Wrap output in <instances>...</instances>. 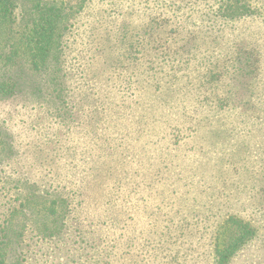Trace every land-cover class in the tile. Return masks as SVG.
<instances>
[{"label": "rangeland", "instance_id": "obj_1", "mask_svg": "<svg viewBox=\"0 0 264 264\" xmlns=\"http://www.w3.org/2000/svg\"><path fill=\"white\" fill-rule=\"evenodd\" d=\"M218 1L184 0L174 12L157 1L85 0L65 32L63 97L35 77L41 97L0 99L12 149L0 154V213L1 189L17 201L24 185L73 208L59 242L27 234L22 264H215L211 238L229 216L255 234L228 264H264V118L254 121L264 109V19L220 26ZM157 22L190 39L178 50L185 62ZM235 44L247 60L234 70ZM78 226L91 243L80 251Z\"/></svg>", "mask_w": 264, "mask_h": 264}, {"label": "trees", "instance_id": "obj_2", "mask_svg": "<svg viewBox=\"0 0 264 264\" xmlns=\"http://www.w3.org/2000/svg\"><path fill=\"white\" fill-rule=\"evenodd\" d=\"M142 1H157L175 12L180 9L177 4L184 0ZM84 4L85 0H0V99H11L26 92L39 98L42 96V85H46L45 90L50 92L49 97L53 100L63 97L59 72L63 66L61 54L68 43L65 32L70 22L76 21ZM211 15L212 22L220 26L248 18L264 19V0H255L254 4L251 0H220L217 8L213 7L211 10ZM156 24V32L162 30L171 36L176 48L174 54L177 55L173 56L180 58L179 63L185 62L187 56L183 53L179 55L178 50H183L190 39L178 38L182 28L169 29L168 23ZM163 41L162 38L154 41V48L161 49L165 45ZM234 46L235 53L229 62H232L235 70L239 65L245 67L247 46ZM133 59L137 60L136 57L130 60ZM225 66L226 63L223 67ZM35 77L45 78L43 84L40 80H33ZM212 79L213 76H209L204 80L202 88L205 93L209 91L207 86L211 84ZM257 112L254 109V113ZM261 113L263 115L256 116L254 121L264 118V109ZM249 126L250 124H243L244 129ZM7 144L8 140H5L0 127V154L12 151ZM1 190L4 211L0 213V264H22L27 234L31 240L37 239L35 243L41 244L46 241L59 242L65 231L70 230L66 218L73 208L68 197L54 194L51 196L53 199L48 198L50 195L44 192L35 193L33 185H24L23 193L18 192L20 199L17 203L9 198V193L4 187ZM224 220L223 224L216 228L214 238H211L214 245L210 256L215 264H228L240 246L251 240L255 234L249 223L236 216H229ZM231 228L237 231L233 239H230L228 234ZM184 230L185 227L180 228V238H187ZM73 238L76 239V251L84 250L91 244L87 241L89 236L82 232L80 226L74 229Z\"/></svg>", "mask_w": 264, "mask_h": 264}]
</instances>
